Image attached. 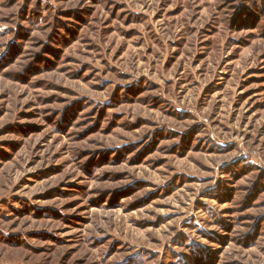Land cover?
<instances>
[{"label":"rangeland","instance_id":"obj_1","mask_svg":"<svg viewBox=\"0 0 264 264\" xmlns=\"http://www.w3.org/2000/svg\"><path fill=\"white\" fill-rule=\"evenodd\" d=\"M0 264H264V0H0Z\"/></svg>","mask_w":264,"mask_h":264}]
</instances>
